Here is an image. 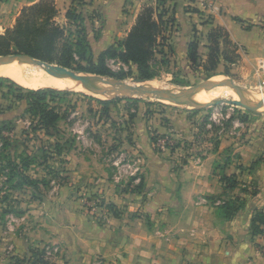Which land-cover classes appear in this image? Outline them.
<instances>
[{
  "label": "crops",
  "instance_id": "crops-1",
  "mask_svg": "<svg viewBox=\"0 0 264 264\" xmlns=\"http://www.w3.org/2000/svg\"><path fill=\"white\" fill-rule=\"evenodd\" d=\"M39 1H0V12L16 7L13 26L24 7ZM211 1L221 11L210 22L206 21L208 14L203 9V0L168 3L175 10L177 19L171 38L173 55L182 62L189 61L188 45L194 39L196 29L199 54L205 53V58L209 32L214 27H221L240 55L238 64L232 65L248 72L255 69L264 72V0ZM73 2L55 0L57 19L63 18L57 20L59 23L70 24L66 13ZM82 2H75L74 6L84 18L87 38L96 54L123 40L145 6H156V0ZM13 110L0 114L5 115L2 121H11L9 114ZM149 124L136 121L131 136L135 153H140L138 156L144 158L146 164L137 160L134 170H128L130 177L135 176L134 182L141 181L139 189H120L118 184L123 183L125 174L112 175L98 154L74 149L66 155L65 181L60 184L63 214L57 216L54 210L46 216V240L61 247L58 262L264 264V116L246 121L238 135L222 132L216 144L211 143V139L207 141L205 153L191 152L186 162L177 165V158L172 156L171 159L175 160H169L162 156L165 154L151 149L153 139ZM157 128L159 133H167L161 124L154 129ZM193 147L199 148L200 143H193ZM140 170L141 174L144 171L142 179L136 176ZM30 171L28 175L39 179ZM222 174H235L239 186L225 190L220 180ZM17 190L32 192L28 186ZM76 190L102 194L106 207L114 204L118 214L109 208L106 214L87 213L69 194V191ZM236 197L240 199L241 207L228 219L220 206L225 200ZM32 200L42 201L33 197ZM217 201L221 203L217 204ZM254 227L260 228L261 232L255 233ZM29 237L2 230L0 224V264H12V261L18 264V260L23 262L26 259L25 264H31L29 260L34 247L30 246L33 238Z\"/></svg>",
  "mask_w": 264,
  "mask_h": 264
},
{
  "label": "rangeland",
  "instance_id": "rangeland-1",
  "mask_svg": "<svg viewBox=\"0 0 264 264\" xmlns=\"http://www.w3.org/2000/svg\"><path fill=\"white\" fill-rule=\"evenodd\" d=\"M15 15L16 7H10L4 13L0 12V34H4L8 28L14 26L11 24ZM207 18L209 17L207 16ZM207 18L206 20H208ZM62 19L59 17L57 20ZM64 23L61 24L67 29H74L71 24L65 25ZM172 35L174 32H171V38ZM230 50L233 49L230 48ZM200 54V58L203 60L205 53L200 52ZM48 63L60 68L78 71L75 64L72 67H65L58 63ZM108 64L113 72L122 70L127 72L129 70V66L116 60H109ZM156 67L160 69L158 76L149 81L138 80L133 74L123 79L111 76L100 77L107 80L128 82L141 87H144L143 82H145L148 83L149 88L177 91L225 75L231 77L242 90L257 98H264V72L256 69L253 72H248L239 66H225L222 63L214 72L207 73L203 68H195L189 61L177 60L174 55L171 56L168 65L157 64ZM90 75L94 74L88 76ZM0 78L5 77L0 76ZM9 80L11 81L0 82V84L2 83L0 86V114H3L5 110L14 109L9 114V118H12L11 121L8 119L2 121L5 115L0 116V220H2L0 224L2 230L21 233L22 236L33 238L30 246L34 248H32L30 258L37 260L39 255L34 256V254L40 253L41 258L48 264H60L58 262L61 254L60 245H54L45 237L47 231L46 216L47 213L51 214L54 210L57 212V216L63 214L62 186L60 187V184L65 181L63 180L65 177L63 169L68 153L76 149L81 152L98 154L112 175L115 173L125 174L123 183L118 184L120 189L125 191L139 189L142 186L141 181L134 182L135 176L130 177L128 175V170H134L137 160H141L145 164L144 158L141 159L138 156L140 153H135L136 149L133 148L135 144L131 142L136 121L143 120L145 125L150 122V136L155 139L151 143V149L161 155L165 154L162 156H166L169 160H175L171 159L172 156L177 158L179 160L177 165L186 162L191 152L205 153L208 148L207 141L211 139V143L216 144L217 138L222 132L232 136L238 135L243 130L246 121L253 117L261 118L264 116V108H251L238 96L236 104H230L229 100H223L213 105L194 108V105L189 104L184 99L181 102L185 101V104L174 103L154 96L134 95L130 92L102 99L88 93L66 89L71 93L56 99L55 104L67 117L59 123L57 130H51L49 133L46 131L34 133L30 129L31 118L24 113L25 103L17 102L14 99L17 95L16 86L21 85L12 79ZM229 89L232 90L231 87ZM115 98H117V103L110 106L109 112L105 113V106L100 104L98 100ZM160 124L166 128L167 133H159L158 128L154 129ZM24 130L25 133H23ZM58 141L63 147L62 153H59L54 147L55 142ZM193 143H200V147H193ZM5 156L16 160L21 156L34 158L30 173L48 183V187L42 189L41 202L32 200L30 190L18 192L6 181L9 168L6 163L8 159ZM141 172L140 170L136 173L138 179L140 177L142 179L144 175V171L142 174ZM69 194L78 200L87 213H91L87 203L96 202V198L103 196L99 193L91 194L79 192V190L69 191ZM4 197L7 199H3ZM6 208L12 212L3 213ZM26 261L27 259L24 260V262ZM13 262L12 264H14Z\"/></svg>",
  "mask_w": 264,
  "mask_h": 264
},
{
  "label": "trees",
  "instance_id": "trees-1",
  "mask_svg": "<svg viewBox=\"0 0 264 264\" xmlns=\"http://www.w3.org/2000/svg\"><path fill=\"white\" fill-rule=\"evenodd\" d=\"M73 1L66 17L74 29H67L57 21L58 9L55 0H40L33 5L24 7L14 26L8 28L4 34H0V55L24 53L65 67H72L75 64L76 69L84 73L118 79L133 74L136 79L143 81H149L158 76L160 69L156 67L157 64L168 65L170 63V58L174 53L171 32L176 27L177 19L175 10L168 3L174 0H156V6H145L127 36L98 54L93 51L87 38L84 18L74 6L75 2L78 4L84 2L82 0ZM207 19L206 21L210 22L213 18ZM207 38L208 52L202 60L199 54L198 31L194 30V39L188 45V58L195 68H203L207 73H211L223 62L225 66H228L239 61L240 55L236 45L229 39L226 30L214 27ZM109 60L119 61L129 66V70L113 72L109 67ZM9 79L7 77L0 78V82H10ZM16 91L17 95L14 99L17 102L25 101L26 103L24 113L31 118L30 129L32 132L46 131L49 133L51 130H57L59 123L67 117L61 112L55 101L71 92L54 88L25 89L22 86H16ZM98 102L105 106V113H108L110 106L117 103V98L99 99ZM60 143V141L55 142L54 147L59 153H62L63 147ZM5 158L7 157L5 156ZM7 159L9 170L6 181L10 183V186L13 189H22L28 186L32 189V197L41 200L43 196L41 188L48 187V183L45 182L46 180L34 179L27 174L34 164V158L21 156L18 160ZM51 169L54 170V168ZM220 180L225 190H233L240 184L235 174H222ZM239 200L236 197L234 200L224 201L220 206L224 217L229 219L234 216L241 207ZM107 208L114 214H118L114 204H107ZM10 212L12 210L6 208L3 213ZM260 220H263V217L260 216ZM254 232L259 233L261 229L254 227ZM37 255H39L37 260L30 258L31 264H48L41 258L40 253L34 254V256ZM18 262L21 261L18 260ZM25 263L21 262V264Z\"/></svg>",
  "mask_w": 264,
  "mask_h": 264
},
{
  "label": "bare ground",
  "instance_id": "bare-ground-1",
  "mask_svg": "<svg viewBox=\"0 0 264 264\" xmlns=\"http://www.w3.org/2000/svg\"><path fill=\"white\" fill-rule=\"evenodd\" d=\"M0 76L10 78L21 86L31 89H37L41 87L62 90L68 89L88 93L102 99L110 98L114 94L123 93L126 91L125 87L113 86L103 83L99 84V86L94 90H89L78 80L54 77L46 72L42 67L35 64H30L28 62H23L21 60L4 61L0 66ZM80 76H85L89 78L90 82H95L93 80L94 77L92 76L85 74H81ZM128 84L132 85L131 83ZM143 84L141 85L149 87L147 86L148 83L143 82ZM151 85L154 86L152 83ZM212 87L213 86L211 84H207L204 86L203 90L190 93L188 96L186 95L184 100H187L189 104H192L195 107H202L217 103L218 101L237 99L236 93L230 90L229 85L225 82H220L214 88ZM248 94L255 99H264L257 98L250 93ZM181 100H176L174 103H186L185 101L181 102Z\"/></svg>",
  "mask_w": 264,
  "mask_h": 264
},
{
  "label": "water",
  "instance_id": "water-1",
  "mask_svg": "<svg viewBox=\"0 0 264 264\" xmlns=\"http://www.w3.org/2000/svg\"><path fill=\"white\" fill-rule=\"evenodd\" d=\"M12 60H21L23 62H28L30 64L38 65V66L42 67L46 72H48L49 74H51L52 76L57 77V78H69V79L78 80L89 90H94L101 83L110 84L113 86L125 87L126 91L123 93L130 92L134 95L154 96L158 99H164V100H168L171 102L184 99V97L190 93L201 91V90H203L204 86L207 84H211L213 86L212 88H214L215 86H217L218 83L225 82V83H228L230 85L229 87H231V89L236 93L238 98H240L242 101H245L248 106H250L251 108H264V99H255V98L251 97L248 94V92L242 90L239 86H237L231 77L225 76V75L220 76L218 78H214V79H208L205 82L198 84V85H195V86H192V87L182 88V89H179L177 91H174V90H170V89H161V88L153 89V88H149V87H145V86L141 87V86L129 85L128 83L122 82L119 80L113 81V80H107V79L101 78L102 75H97V74L90 75V76L94 77L93 80L95 81V82H90L89 78H87L85 76H80V75L81 74L89 75L91 73H89V74L81 73L79 71L69 70L66 68H60L57 66H53L46 61L40 60L38 58H34V57H32L28 54H24V53L0 55V66L4 61H12ZM123 93L114 94V96L119 95V94H123ZM229 103L230 104H236L237 100L230 99ZM214 104H216V103H214ZM211 105H213V104H211ZM202 107H204V106H202ZM202 107H194V108H202Z\"/></svg>",
  "mask_w": 264,
  "mask_h": 264
},
{
  "label": "built area",
  "instance_id": "built-area-1",
  "mask_svg": "<svg viewBox=\"0 0 264 264\" xmlns=\"http://www.w3.org/2000/svg\"><path fill=\"white\" fill-rule=\"evenodd\" d=\"M203 9L205 12H207L208 17H214L215 14L218 15L221 11L220 7L218 5H216V3H214L211 0H203ZM160 143L162 144V142L160 141ZM101 198H96V202L95 201H90L87 203L88 207H90L91 213L94 214H99L100 213H104L106 214L107 212V207H106V203L103 201V196H100ZM217 204H220V201L216 202ZM102 215V214H101Z\"/></svg>",
  "mask_w": 264,
  "mask_h": 264
}]
</instances>
